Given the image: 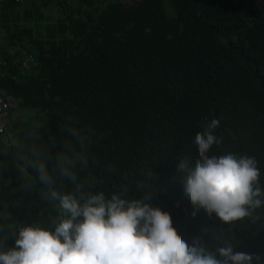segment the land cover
Masks as SVG:
<instances>
[{
	"label": "trees",
	"instance_id": "obj_1",
	"mask_svg": "<svg viewBox=\"0 0 264 264\" xmlns=\"http://www.w3.org/2000/svg\"><path fill=\"white\" fill-rule=\"evenodd\" d=\"M2 19L0 99L19 108L0 134V250L67 218L53 193H103L264 264V203L225 223L190 204L179 169L217 120L209 155L254 158L264 201V0H7Z\"/></svg>",
	"mask_w": 264,
	"mask_h": 264
},
{
	"label": "clouds",
	"instance_id": "obj_2",
	"mask_svg": "<svg viewBox=\"0 0 264 264\" xmlns=\"http://www.w3.org/2000/svg\"><path fill=\"white\" fill-rule=\"evenodd\" d=\"M9 99L18 102L12 98L4 101ZM217 126L218 121L212 120L195 136L198 160L191 168L187 161L182 162L179 169L184 173V195L190 204L232 223L264 203L258 198L261 188L256 186L261 173L250 156L209 155L219 143L214 134ZM8 127H0V134ZM53 196L67 218L52 231L32 226L20 229L16 247L0 250V264H252L254 259L234 253L231 244L215 254L198 239L188 245L179 239L167 212L141 200L125 201L117 195L106 200L98 193L80 204L71 195Z\"/></svg>",
	"mask_w": 264,
	"mask_h": 264
},
{
	"label": "rangeland",
	"instance_id": "obj_3",
	"mask_svg": "<svg viewBox=\"0 0 264 264\" xmlns=\"http://www.w3.org/2000/svg\"><path fill=\"white\" fill-rule=\"evenodd\" d=\"M1 100L2 99H0V105H1ZM9 101H11V99H9ZM11 103L14 104L13 101H11ZM14 105L16 107L14 110H17L19 108V102H16ZM14 110H12V111H14ZM10 111H11V109L9 108L6 113H0V127H4L6 129L7 126H10V115L11 116L14 115L13 120H15L16 116H18L17 112H10ZM10 138H11V136H10ZM10 138L3 136V141L8 144V141L10 140ZM0 144H2V142H0Z\"/></svg>",
	"mask_w": 264,
	"mask_h": 264
},
{
	"label": "built area",
	"instance_id": "obj_4",
	"mask_svg": "<svg viewBox=\"0 0 264 264\" xmlns=\"http://www.w3.org/2000/svg\"><path fill=\"white\" fill-rule=\"evenodd\" d=\"M6 2L7 0H0V37L4 36L3 30L1 29V27H3L2 7L5 5ZM13 107L14 104H12L11 101L5 102L4 100H1L0 113H6L9 108L12 109ZM0 131H2V129H0Z\"/></svg>",
	"mask_w": 264,
	"mask_h": 264
}]
</instances>
